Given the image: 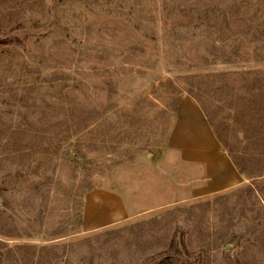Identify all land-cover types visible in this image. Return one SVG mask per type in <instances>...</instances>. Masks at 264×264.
<instances>
[{
	"label": "rangeland",
	"instance_id": "374dc122",
	"mask_svg": "<svg viewBox=\"0 0 264 264\" xmlns=\"http://www.w3.org/2000/svg\"><path fill=\"white\" fill-rule=\"evenodd\" d=\"M183 96L241 184L193 189ZM0 264H264V0H0Z\"/></svg>",
	"mask_w": 264,
	"mask_h": 264
},
{
	"label": "crops",
	"instance_id": "0c3cea01",
	"mask_svg": "<svg viewBox=\"0 0 264 264\" xmlns=\"http://www.w3.org/2000/svg\"><path fill=\"white\" fill-rule=\"evenodd\" d=\"M169 147L187 166L188 176L192 167L201 168L206 181L193 188L197 194L221 192L243 182V175L221 149L204 112L189 96H183L177 104Z\"/></svg>",
	"mask_w": 264,
	"mask_h": 264
},
{
	"label": "trees",
	"instance_id": "16d2710c",
	"mask_svg": "<svg viewBox=\"0 0 264 264\" xmlns=\"http://www.w3.org/2000/svg\"><path fill=\"white\" fill-rule=\"evenodd\" d=\"M246 85V84H245Z\"/></svg>",
	"mask_w": 264,
	"mask_h": 264
}]
</instances>
